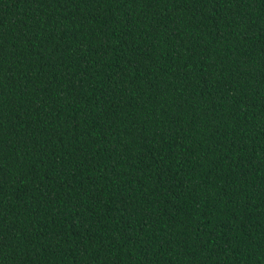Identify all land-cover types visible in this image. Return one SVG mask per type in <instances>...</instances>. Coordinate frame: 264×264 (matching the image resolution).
Wrapping results in <instances>:
<instances>
[{"label": "trees", "instance_id": "trees-1", "mask_svg": "<svg viewBox=\"0 0 264 264\" xmlns=\"http://www.w3.org/2000/svg\"><path fill=\"white\" fill-rule=\"evenodd\" d=\"M0 264H264V0H0Z\"/></svg>", "mask_w": 264, "mask_h": 264}]
</instances>
